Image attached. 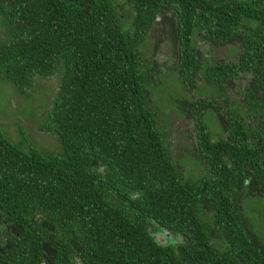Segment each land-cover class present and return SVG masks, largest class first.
Here are the masks:
<instances>
[{
    "label": "trees",
    "instance_id": "16d2710c",
    "mask_svg": "<svg viewBox=\"0 0 264 264\" xmlns=\"http://www.w3.org/2000/svg\"><path fill=\"white\" fill-rule=\"evenodd\" d=\"M0 23L4 81L56 77L55 149L0 127V264H264V0H0Z\"/></svg>",
    "mask_w": 264,
    "mask_h": 264
},
{
    "label": "rangeland",
    "instance_id": "374dc122",
    "mask_svg": "<svg viewBox=\"0 0 264 264\" xmlns=\"http://www.w3.org/2000/svg\"><path fill=\"white\" fill-rule=\"evenodd\" d=\"M2 25L0 23V32ZM167 51V50H165ZM161 52L162 57L167 55V52ZM227 52L226 49H221L219 53L225 54ZM175 73L166 72L161 76L160 85L158 87L164 88L167 87L168 89L172 88L173 82L175 80ZM56 84V77L52 76L49 78H41L36 80V85L31 89L29 95H19V93L7 82L4 81L0 77V127L2 130L7 132L9 135H13L14 139L18 137L19 126L24 130L28 139L37 146H39L42 150L48 151L55 149V141L46 134L40 133L36 129V121H40L44 118L45 106L47 105V101L51 99V90L52 87ZM176 87V91L174 98H181L183 95V89L176 81L174 82ZM169 95L168 91L164 92L163 97H167ZM158 102L163 106H175L176 102H169V97L165 100L159 99ZM170 121L174 124L175 127V134L173 136L178 138L180 136L179 131H181V127L185 126L186 130H188V126L186 124H190V120H185L184 124L178 118L171 116ZM208 127L211 129H219V125L214 122H210ZM184 128V127H183ZM182 128V131H183ZM23 139V138H21ZM185 139L181 138L180 142H175L173 144L175 148V153L179 155L182 154L181 147H183L185 143ZM184 163H186V168L189 171L193 170V164L189 158V156L184 155L182 159ZM157 240L160 243H164V238L158 236Z\"/></svg>",
    "mask_w": 264,
    "mask_h": 264
},
{
    "label": "flooded vegetation",
    "instance_id": "af4514ba",
    "mask_svg": "<svg viewBox=\"0 0 264 264\" xmlns=\"http://www.w3.org/2000/svg\"><path fill=\"white\" fill-rule=\"evenodd\" d=\"M169 53V52H168ZM167 53V54H168ZM159 56H162V54H160ZM168 56L167 55H164L163 57H162V62H161V69L162 68H165V69H162V70H164V71H166V72H168V71H170V68L169 67H167L165 64H164V60H166V58H167ZM169 64H171V63H169ZM164 74V73H163ZM189 96V95H188ZM188 120V119H187ZM184 124H186L185 122H183ZM187 125V124H186ZM189 128H191V125L189 124V125H187ZM193 126V125H192ZM183 130H186V128H185V126H184V128H183ZM181 131H182V128H181ZM187 131V130H186ZM178 138H176V141H177V143H179L180 142V139L181 138H184V137H182L181 135L179 136H177ZM186 141H185V143H184V145H183V147L182 148H184L185 149V146H189L190 145V150H193L194 149V144H193V138H188L187 136H185V138H184ZM189 148V147H188ZM184 149H182V150H184ZM179 156L180 157H183V154H181V153H179ZM193 168H194V165H193ZM159 236H161L162 237V235H159Z\"/></svg>",
    "mask_w": 264,
    "mask_h": 264
}]
</instances>
